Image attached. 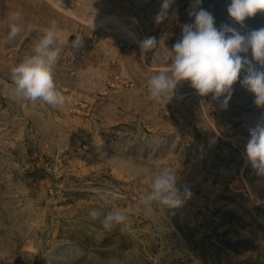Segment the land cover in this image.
<instances>
[{"label": "rangeland", "instance_id": "rangeland-1", "mask_svg": "<svg viewBox=\"0 0 264 264\" xmlns=\"http://www.w3.org/2000/svg\"><path fill=\"white\" fill-rule=\"evenodd\" d=\"M230 2L199 8L217 28H264V12L234 22ZM162 4L0 0V264H264V176L245 155L264 107L241 86L243 71L226 108L189 81L163 103L149 99L148 79L168 69L194 23V0H174L157 23ZM17 11L23 31L9 42ZM53 20L64 40L54 70L60 107L17 97L11 77ZM147 37L156 43L144 52ZM162 171L191 193L179 208L141 203ZM114 209L128 222L105 231L100 220Z\"/></svg>", "mask_w": 264, "mask_h": 264}, {"label": "clouds", "instance_id": "clouds-1", "mask_svg": "<svg viewBox=\"0 0 264 264\" xmlns=\"http://www.w3.org/2000/svg\"><path fill=\"white\" fill-rule=\"evenodd\" d=\"M173 2L174 0H163L161 10L155 17L157 23L163 22ZM199 4L200 0H194L188 12L190 17H194V23L184 25L181 38L173 45L171 65L166 71H160L148 79L149 99L163 103L165 99H170L180 82L189 81L199 96L211 94L212 100L220 101L221 107L226 108L233 85L243 71V78L239 80L241 86L254 94L256 106L264 107V28L252 30L246 35L227 24H221L217 28L214 17L199 8ZM227 12L234 22L244 27L246 18L264 12V0H231ZM22 20V13L19 11L9 15V42L23 31ZM155 43L152 37L139 42L144 52L154 48ZM63 44L64 40L53 20L35 42L32 54L11 69L14 94L17 97L32 102L41 100L53 107L65 104V96L57 89L54 81V70ZM80 46L82 37L77 34L72 47L77 49ZM249 52L251 59L247 55ZM222 96L223 100H220ZM249 133L250 138L245 148L247 162L257 175L264 176V124L258 123ZM176 180L173 172L158 173L151 183L150 192L141 203L150 205L155 201L169 209L181 207L191 193L185 190L181 194ZM89 215L97 220L101 214L93 210ZM127 222L128 216L116 209L109 211L100 220L105 231H111Z\"/></svg>", "mask_w": 264, "mask_h": 264}]
</instances>
